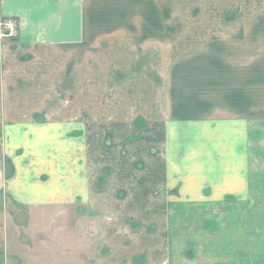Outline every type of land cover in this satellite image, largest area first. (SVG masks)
Segmentation results:
<instances>
[{"label":"crops","instance_id":"0c3cea01","mask_svg":"<svg viewBox=\"0 0 264 264\" xmlns=\"http://www.w3.org/2000/svg\"><path fill=\"white\" fill-rule=\"evenodd\" d=\"M166 5L168 0H0V18L12 15L19 22L13 36L0 30V264H88V245L83 244L88 234L66 225L51 235L54 213L37 210L29 217L48 220L47 229L19 228L18 224L10 229V204L26 203L38 209L55 204L56 192L50 189H56V177L42 182L28 179L24 173H44L38 169L43 162L55 166L62 137L71 158L73 136H57L56 125L67 129L72 124H88L90 118H96V123L131 124V118L138 116L150 118L151 124L168 125L209 117L200 112L197 117L180 116L188 109L184 104L188 91L176 82L170 85V79L179 74H170L168 52L164 61L153 65L154 41L163 45L168 38L163 30L170 24L161 15L169 11ZM173 23L174 27H191ZM158 51V56L163 54L161 47ZM154 69L158 72L156 84ZM233 98L230 103L227 100L225 122L230 127L225 132L226 148L230 157L241 156L243 163L227 167L223 177L203 176L198 185L200 203L226 206L225 226L231 228H225L220 241L217 215L208 216L215 225L207 231L199 229L198 234L193 231L195 264H264V165L245 163V157L256 154L252 142H259L262 136L248 135L244 97ZM34 113L43 119L32 120ZM27 125L37 128H33L34 136H23ZM7 158L14 165L11 174L5 166ZM47 171L54 174L56 169ZM163 176L149 188H166L169 184ZM64 185L69 188L65 202L67 198L71 202L72 182ZM156 199L159 203L164 197ZM237 205L242 206L240 213L232 210ZM65 219H72L71 214ZM16 220L24 221L25 213ZM14 235L17 244L12 250L10 237ZM28 236L33 238L32 246L25 243ZM66 238L68 242H64ZM118 242L112 257L98 258L97 264H134L137 250L124 249ZM217 247L224 248L223 256ZM169 252L172 250L165 251Z\"/></svg>","mask_w":264,"mask_h":264},{"label":"rangeland","instance_id":"374dc122","mask_svg":"<svg viewBox=\"0 0 264 264\" xmlns=\"http://www.w3.org/2000/svg\"><path fill=\"white\" fill-rule=\"evenodd\" d=\"M166 6L169 11L161 15L170 24L163 30L168 38L163 45L154 41V50L159 53L161 47L163 54L154 52L153 65L164 61L168 52L169 72L179 74L170 79V85L176 82L188 91L184 101L188 109L180 116L197 117L200 112V116L209 117L168 125L151 124L150 118L144 116L132 117L131 124L96 123V118H90L88 124H72L67 129L56 125L57 136H73L71 158L62 137L58 139L55 166L43 162L38 169L44 173H24V177L42 182L55 176L58 184L56 189H50L56 192L55 204L43 209L26 203L10 204V229L17 224L19 228L47 229L48 220L29 217L37 210L54 213L51 235L66 225L74 231L81 230L82 235L88 234L83 242L88 245V264H97L98 258H111L119 240L124 249L128 246L137 250L134 264H195L193 231L198 234L199 229L213 227L215 222L208 219L212 214L217 215L218 236L224 240L226 206L200 203L199 178L223 177L227 167L243 163L241 156L230 157L226 148L225 132L230 126L225 117L231 96L233 100L244 97L248 135L262 136L259 142H252L257 155L245 157V163L264 165V0H168ZM173 22L191 27H174ZM153 72L156 84L158 72ZM189 110L191 114H187ZM38 118L43 119L34 113L32 120ZM33 128L27 125L23 136H34ZM5 166L11 174V159H5ZM53 168L56 172L48 173L47 169ZM162 175L169 185L150 189V183H159ZM68 181L72 182L71 202L68 198L65 202L69 188H64V182ZM160 197L164 200L155 203ZM177 198L181 201H175ZM232 208L234 213H240L242 206ZM22 213L25 220L18 222L16 218ZM70 214L72 219H65ZM16 240L15 235L10 237V249L15 250ZM25 243L32 246V236L26 237ZM217 248L223 256L224 248ZM167 249L172 250L169 255L165 253Z\"/></svg>","mask_w":264,"mask_h":264},{"label":"built area","instance_id":"2783aa9c","mask_svg":"<svg viewBox=\"0 0 264 264\" xmlns=\"http://www.w3.org/2000/svg\"><path fill=\"white\" fill-rule=\"evenodd\" d=\"M17 18L11 15L2 16L0 19V27L3 34L14 35L17 31Z\"/></svg>","mask_w":264,"mask_h":264}]
</instances>
